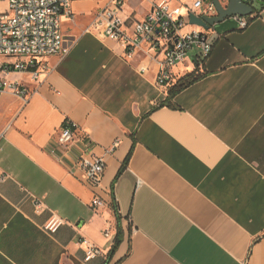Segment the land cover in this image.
Instances as JSON below:
<instances>
[{
	"label": "crops",
	"instance_id": "obj_1",
	"mask_svg": "<svg viewBox=\"0 0 264 264\" xmlns=\"http://www.w3.org/2000/svg\"><path fill=\"white\" fill-rule=\"evenodd\" d=\"M109 1L73 0L70 52L42 58L38 79L8 75L27 95L0 96V264H264V0L245 28L215 24L206 58L173 68L202 76L171 99L156 62L143 74L146 58L99 35ZM131 1L124 17L152 8ZM66 121L78 134L69 153L56 144ZM80 154L105 159L100 186L70 172ZM54 216L65 222L52 232ZM83 238L101 254L87 261Z\"/></svg>",
	"mask_w": 264,
	"mask_h": 264
},
{
	"label": "built area",
	"instance_id": "obj_2",
	"mask_svg": "<svg viewBox=\"0 0 264 264\" xmlns=\"http://www.w3.org/2000/svg\"><path fill=\"white\" fill-rule=\"evenodd\" d=\"M9 10L0 12V96L11 91L24 97L27 95L21 83L12 82L8 75L12 72L31 71L34 79L39 78L41 59L53 55L66 56L70 46L62 30V17L71 12L73 0H5ZM174 0H152V8L142 19L124 17L126 0H110L96 16L95 28L99 35L120 42L131 59L139 53L148 60L139 66L141 73H147L156 62L155 83L167 90L177 80L173 68L187 60L196 61L206 58L212 51L214 41L209 30L185 31L189 23V14L217 15L215 0H177L179 7L173 9ZM223 5L229 0H219ZM253 2L254 0H243ZM184 8L188 18L178 15ZM201 11V13L199 12ZM245 28L249 24L247 16H234ZM87 31H91L89 28ZM196 54V55H195ZM76 124L66 121L59 130L56 144L63 152L74 149L78 136ZM115 143L108 152L115 149ZM82 170L86 182L92 187L101 185L106 170V161L95 154H80L70 166V172L76 174ZM104 204L100 196L92 201L93 207ZM40 205V204H38ZM64 220L54 216L45 228L55 232ZM86 244L87 261L101 254V249L88 239Z\"/></svg>",
	"mask_w": 264,
	"mask_h": 264
},
{
	"label": "water",
	"instance_id": "obj_3",
	"mask_svg": "<svg viewBox=\"0 0 264 264\" xmlns=\"http://www.w3.org/2000/svg\"><path fill=\"white\" fill-rule=\"evenodd\" d=\"M217 6V15H198L194 12L189 14V23L199 26L202 29L210 30L215 24L223 22L225 19L238 16H249L254 13L253 2H244L243 0H229L223 5L219 0H215Z\"/></svg>",
	"mask_w": 264,
	"mask_h": 264
},
{
	"label": "trees",
	"instance_id": "obj_4",
	"mask_svg": "<svg viewBox=\"0 0 264 264\" xmlns=\"http://www.w3.org/2000/svg\"><path fill=\"white\" fill-rule=\"evenodd\" d=\"M201 76L202 74L198 67L195 68L193 71L186 72L184 75L180 76L175 81V83L169 88L168 99H171L181 90L200 79Z\"/></svg>",
	"mask_w": 264,
	"mask_h": 264
},
{
	"label": "rangeland",
	"instance_id": "obj_5",
	"mask_svg": "<svg viewBox=\"0 0 264 264\" xmlns=\"http://www.w3.org/2000/svg\"><path fill=\"white\" fill-rule=\"evenodd\" d=\"M137 3V1L136 0H132L131 1V5L132 6H135V4ZM252 5H253V7L257 10L258 8H259V5H258V3H257V1L255 0L253 3H252ZM174 8L176 7V5L175 6H173ZM131 9H132V7L130 6V7H127L126 8V11H131ZM9 10V6H8V4H7V2L5 1V0H0V12H6V11H8ZM138 13H139V11H138ZM183 16H185V18L187 19L188 18V14H187V11L185 10L184 11V13L182 14ZM189 26H191V25H186V27H189ZM4 61L5 60V58L3 57V56H0V61ZM13 76V74H10V77H12ZM178 79V78H177ZM4 96V95H3ZM4 99H5V101H10L12 98L10 97V96H8V95H6V96H4ZM3 108L2 107H0V129L2 128V126H3V124H2V121H1V117H2V115H3Z\"/></svg>",
	"mask_w": 264,
	"mask_h": 264
}]
</instances>
